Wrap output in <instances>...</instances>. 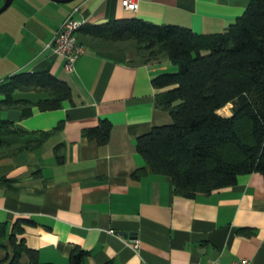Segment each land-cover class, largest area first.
<instances>
[{
	"label": "crops",
	"instance_id": "0c3cea01",
	"mask_svg": "<svg viewBox=\"0 0 264 264\" xmlns=\"http://www.w3.org/2000/svg\"><path fill=\"white\" fill-rule=\"evenodd\" d=\"M122 1L14 0L0 14V81L50 69L73 94L62 108L35 107L27 118L20 108L0 109V118L22 131L0 135V222L11 233L18 220H34L20 237L44 263L69 264L79 247L90 252L83 264H232L242 258L264 264L261 173L239 174L232 186L188 198L175 194L171 177L152 173L137 152L140 136L172 122L156 105L157 93L167 88L152 80L177 66L168 57L143 63L130 43L83 31L78 38L86 51L72 71L47 47L76 9L84 24L138 17L215 33L241 15L248 0H139L135 12ZM102 118L113 124L106 145L83 135ZM44 131L52 133L41 145L15 152ZM139 167L148 174L135 179ZM239 227L253 232L245 236ZM128 239H138V248ZM3 242L9 245V238ZM8 248H0V260Z\"/></svg>",
	"mask_w": 264,
	"mask_h": 264
},
{
	"label": "trees",
	"instance_id": "16d2710c",
	"mask_svg": "<svg viewBox=\"0 0 264 264\" xmlns=\"http://www.w3.org/2000/svg\"><path fill=\"white\" fill-rule=\"evenodd\" d=\"M79 31L130 43L143 63L168 57L177 66V71L162 72L152 80L156 88H167L157 93L156 105L169 112L172 122L154 126L136 143L152 173L171 177L175 194H209L253 171L264 179V0H248L241 15L215 33L138 17L87 23ZM72 97L71 86L50 69L21 71L0 81V109L20 108L23 118L32 116L35 107L60 109ZM228 105L229 115L219 113ZM112 129V122L102 118L83 135L106 145ZM20 132L13 121L0 118V135ZM51 133H38L41 138L15 152L38 147ZM147 174V167H139L133 178ZM35 223L18 220L9 233L8 223L0 222V248H11L0 264H51L42 262L39 252L20 237L25 225ZM237 231L245 236L253 232L242 227ZM6 237L9 245L3 242ZM89 254L75 247L69 264H83Z\"/></svg>",
	"mask_w": 264,
	"mask_h": 264
},
{
	"label": "built area",
	"instance_id": "2783aa9c",
	"mask_svg": "<svg viewBox=\"0 0 264 264\" xmlns=\"http://www.w3.org/2000/svg\"><path fill=\"white\" fill-rule=\"evenodd\" d=\"M4 0H0L2 2ZM124 9L135 12L139 9V0H123ZM77 10V9H76ZM75 10V11H76ZM75 11H72L63 21L59 29L56 31L52 40L47 44V47L65 59V68L74 70L76 61L84 55L85 46L79 41L78 32L84 25V21L75 17ZM134 248H138V239H128ZM190 264H206L204 262H191ZM210 264H219L218 260H214ZM232 264H250L248 259H239Z\"/></svg>",
	"mask_w": 264,
	"mask_h": 264
},
{
	"label": "water",
	"instance_id": "95a60500",
	"mask_svg": "<svg viewBox=\"0 0 264 264\" xmlns=\"http://www.w3.org/2000/svg\"><path fill=\"white\" fill-rule=\"evenodd\" d=\"M13 1L14 0H4L3 5L0 7V14L3 13L4 11H6L11 6ZM56 1H59V2H70V1H73V0H56ZM126 236H128V235H126Z\"/></svg>",
	"mask_w": 264,
	"mask_h": 264
},
{
	"label": "rangeland",
	"instance_id": "374dc122",
	"mask_svg": "<svg viewBox=\"0 0 264 264\" xmlns=\"http://www.w3.org/2000/svg\"><path fill=\"white\" fill-rule=\"evenodd\" d=\"M2 4V2L0 3V5ZM2 72V70H0ZM177 71V70H176ZM170 72H175V71H170ZM231 105H228L226 107H223L219 110V113H222V114H226V115H229L230 114V109Z\"/></svg>",
	"mask_w": 264,
	"mask_h": 264
}]
</instances>
